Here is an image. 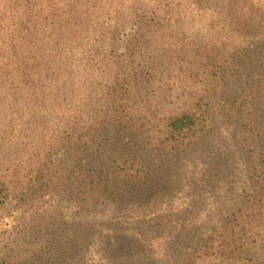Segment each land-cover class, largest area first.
Here are the masks:
<instances>
[{
  "label": "trees",
  "instance_id": "1",
  "mask_svg": "<svg viewBox=\"0 0 264 264\" xmlns=\"http://www.w3.org/2000/svg\"><path fill=\"white\" fill-rule=\"evenodd\" d=\"M0 1V264H264V174L179 215L144 160L264 96V0Z\"/></svg>",
  "mask_w": 264,
  "mask_h": 264
},
{
  "label": "rangeland",
  "instance_id": "2",
  "mask_svg": "<svg viewBox=\"0 0 264 264\" xmlns=\"http://www.w3.org/2000/svg\"><path fill=\"white\" fill-rule=\"evenodd\" d=\"M259 22L260 19L253 21L255 27ZM130 28L129 25L121 31L119 42L123 47ZM209 35L207 28L202 29V37L208 38ZM147 61L151 58L144 53L139 61L142 71V64ZM222 77H218L217 97L208 107L209 122L195 133L183 137V141L173 146L162 145L171 146L163 150L155 147L144 157L152 167L146 180L156 174L155 183L146 184V192L157 191L160 198L168 200L171 211L174 206L179 208L176 211L179 215H186L187 211L198 212L201 206L215 203L216 195L222 196L228 191L245 192L247 186L261 180L264 174V96L255 99L259 94L252 87L251 91H242L247 95L240 96L238 85ZM231 99H235L234 106ZM110 160L115 162V159ZM63 163L54 164L53 176L58 173L59 164ZM263 253L257 251L254 258L259 259ZM260 260L263 262L264 256Z\"/></svg>",
  "mask_w": 264,
  "mask_h": 264
}]
</instances>
